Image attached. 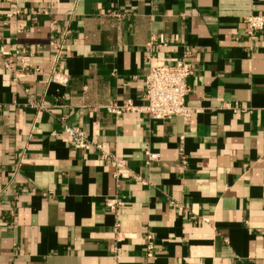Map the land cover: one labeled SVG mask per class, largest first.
<instances>
[{"label": "crops", "instance_id": "0c3cea01", "mask_svg": "<svg viewBox=\"0 0 264 264\" xmlns=\"http://www.w3.org/2000/svg\"><path fill=\"white\" fill-rule=\"evenodd\" d=\"M254 14L264 0H0V264H264ZM53 41L65 48L64 85L49 83ZM181 60L195 66L189 123L107 112L143 105L150 68ZM68 126L126 160L119 184ZM146 148L160 160L146 165ZM114 197L125 203L117 214L106 206Z\"/></svg>", "mask_w": 264, "mask_h": 264}, {"label": "built area", "instance_id": "2783aa9c", "mask_svg": "<svg viewBox=\"0 0 264 264\" xmlns=\"http://www.w3.org/2000/svg\"><path fill=\"white\" fill-rule=\"evenodd\" d=\"M107 14L120 18L123 12L109 8ZM248 24L247 33L253 37L257 32L264 30V14H254L246 18ZM55 49L54 67L51 71L49 83H57L64 85L67 83V75L57 69V65L62 57L65 56V48L63 43L53 41ZM0 53L6 54L0 47ZM195 66L185 60L178 61L176 64H164L160 66H152L146 76L144 100L145 103L141 106L136 105L133 100L127 99L122 104L112 103L106 106L107 112L116 116L122 117L129 112H143L157 120L169 119L173 116L182 117L185 123H189L193 117V108L188 103V95L191 91L188 83L189 77L194 73ZM34 106L46 109L47 106L42 103L31 102ZM235 111H242L238 104L231 106L226 105ZM66 133L72 144L76 148L90 150L92 148L99 150L101 158L108 160L114 168V178L119 184L127 169V162L124 158L111 154L103 149L100 142L92 140L87 132L79 126L66 127ZM160 160V154L153 152L150 148L145 149V164L149 165ZM139 178V176H136ZM125 205L124 201L117 197L106 200V206L116 214L119 209ZM120 225L118 224L117 227ZM117 240L119 239V231L116 232ZM151 240V234L148 235ZM148 256H153V245L151 242L147 244ZM115 258H118V247L113 250Z\"/></svg>", "mask_w": 264, "mask_h": 264}]
</instances>
